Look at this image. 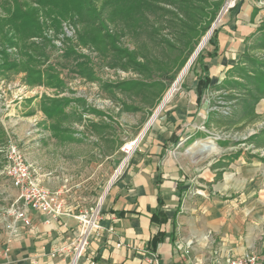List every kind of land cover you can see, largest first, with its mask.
I'll return each instance as SVG.
<instances>
[{
  "label": "crops",
  "instance_id": "crops-1",
  "mask_svg": "<svg viewBox=\"0 0 264 264\" xmlns=\"http://www.w3.org/2000/svg\"><path fill=\"white\" fill-rule=\"evenodd\" d=\"M261 25L264 0H239L230 10L204 51L209 91L245 52H264L256 47ZM198 66L194 84L175 98L163 118L140 132L113 176L119 139L99 134V140L94 131L83 130L88 122L99 131L108 120L86 115L76 104L82 99L59 97L67 104L53 118L38 112L7 122L23 141L27 162L42 185L58 195L63 214L51 219L29 210V226L17 222L8 232L12 218L6 209L17 191L0 162V264H66L78 236L75 215L98 198L101 229L78 264H214L216 258L245 252L264 264V162L247 151L198 166L191 160L192 148L177 146L187 137L200 139L196 128L207 118V102L197 95ZM71 110L75 115H69ZM76 122L82 131L74 128Z\"/></svg>",
  "mask_w": 264,
  "mask_h": 264
},
{
  "label": "rangeland",
  "instance_id": "rangeland-1",
  "mask_svg": "<svg viewBox=\"0 0 264 264\" xmlns=\"http://www.w3.org/2000/svg\"><path fill=\"white\" fill-rule=\"evenodd\" d=\"M226 1L177 0L175 4H161V8L167 12L162 11L152 17L151 24L155 32L150 31L149 25L144 32L138 34L127 32L124 35L121 33L129 30L127 26L115 17L108 7L102 9L100 13L107 32L119 33L118 47L132 54L135 53L136 63L147 66L146 71H140L132 64L125 66L126 68L114 65L119 59L126 62L125 57L117 58V55L111 51L101 53L89 44H82L79 36H88V32L91 33L92 30L79 23L76 14L55 20L58 22L55 25L54 16L46 14L45 8L38 6L35 0H19L24 12H27L26 5L38 10L35 19L41 27L40 33L27 37V30L22 27L15 30L12 14L16 5L12 0H0V22L3 20L4 23L2 31L0 30V129L2 131L0 149L9 137L24 149L23 141L9 128L7 122L10 124L14 119H18L17 117L24 119L27 114L38 115V112L44 114L42 107L48 99L54 100L59 97H67L70 100L82 99L81 102H76L79 109H83L86 115L99 116L101 121H103L102 117H106L108 122H103L106 127L99 131L91 128L88 122H86L87 126L84 124V129L80 122H76L77 126L74 128L94 131L98 139L102 134L116 136L119 139V159L115 164L113 176L127 156L124 147L137 140L142 130H146L163 118L167 107L175 98L194 84L196 75L200 71L197 56L202 50L204 52L209 48L213 32L221 26L228 13L221 17L220 24H216L211 30L205 45L182 75L189 59L204 41L216 19H213L210 27L201 35L199 29L197 32L196 20L202 12L201 9L207 10L206 2L220 3L215 15L217 18ZM187 2H192V10L188 8ZM97 10H100V5L97 6ZM198 26L201 27L200 24ZM5 37H8L10 42L5 41ZM192 39L195 41L193 44ZM191 44L194 47L193 52ZM67 50L74 53L69 59L64 57ZM29 55H32L35 61L31 65L42 75L40 83H27L26 71L22 66L27 67ZM255 57L264 60V52L256 54ZM6 64L17 65V68L5 66ZM79 68L83 74L78 71ZM48 75L59 79L56 80V83L60 82L58 87L46 85ZM172 76L173 80L170 78ZM230 78L232 84L227 82L228 84L225 85V79L216 86V90L207 89L203 95L208 108L204 126L196 128L201 130V138L196 136L190 140L188 137L182 139L181 146H185L184 150L192 148L191 160L195 165L204 166L216 159L226 160L233 156L236 159L242 152L247 153V151L264 162V99H260L253 106L246 105L251 98H249L250 84L238 72ZM118 83L125 84L120 88L110 87ZM174 85H176L175 91L168 100H165L167 92ZM35 99L37 101L33 104ZM27 100L32 103L27 105ZM162 103L165 104L161 107ZM159 107L161 108L157 112ZM69 113L71 116L75 115L71 114L72 110ZM200 143L214 144L216 150L196 161L195 157L200 152L198 146ZM104 144L111 147L110 144ZM104 144L101 143L102 146ZM0 162L2 166L5 165L2 154H0Z\"/></svg>",
  "mask_w": 264,
  "mask_h": 264
},
{
  "label": "trees",
  "instance_id": "trees-1",
  "mask_svg": "<svg viewBox=\"0 0 264 264\" xmlns=\"http://www.w3.org/2000/svg\"><path fill=\"white\" fill-rule=\"evenodd\" d=\"M15 4V9L13 10V19L15 21V30L22 27L27 30V37L35 36L40 33V25L36 21L35 16L38 13L37 9L27 6V12L22 10V3L19 0H12ZM205 1V0H204ZM36 4L40 7L45 8V13L48 15H53V23L57 25L58 19L71 17L73 14L78 16V22L84 24L86 28H89L91 31L88 32V36H79V40L82 44H89L95 47L101 53H107V51L113 52L117 55V58H126V62H123L119 59L118 63L114 62V65H117L121 68H126L125 66H130L132 64L137 70H147V66L136 63L135 53H130L129 51L119 48V33L109 34L107 32V27L104 25V19L101 17V10H105L107 7L112 12V14L120 19L127 26L128 31H123L121 33L124 35L128 33L144 32L146 27H149L155 32L153 24H151L152 17H155V14H158L162 11L167 12L164 8H161V4L171 5L175 4L177 0H35ZM188 8L192 10V2H187ZM239 0L237 1L234 9L238 7ZM100 5V10H97V6ZM220 3L208 4L206 2L207 10L201 9V14L198 15L197 23V32L200 30V35L205 32L211 25L213 19H215L216 12L219 8ZM232 9V10H234ZM201 25L199 27L198 25ZM4 26L3 20L0 22V30L2 31ZM199 29V30H198ZM18 30V29H17ZM0 31V32H1ZM122 32V31H121ZM216 31L213 32L212 39ZM259 37L257 39L256 47L260 50H264V25L259 27ZM6 38V37H5ZM8 38V37H7ZM5 41L10 42L9 39ZM109 40V41H108ZM108 41V42H107ZM193 39L191 43L193 44ZM195 42V41H194ZM192 44L190 47H192ZM192 52L194 47L191 48ZM74 53L71 50H67L64 57L69 59L70 56H73ZM34 57L32 55L28 56L27 67L21 65L22 69L26 71V80L28 84L40 83L41 73L31 65L34 63ZM204 52L203 50L197 56V63L200 65L201 74L197 78V95L200 99L209 87V76L206 68L203 66ZM80 65V64H79ZM78 65V67H79ZM243 65L244 67H241ZM247 65V66H246ZM11 68H17V65L9 64L5 65ZM80 69V68H79ZM83 74L82 70H78ZM241 73V76L248 81V84L251 86L249 92V101L246 105H254L260 99H264V60L257 58L254 55H249L245 52L238 65L234 66L227 73L226 84L231 83V76L234 73ZM85 73V72H84ZM172 80L174 77H170ZM169 78V79H170ZM230 78V79H229ZM57 77L53 75L47 76L46 85L58 87L60 82L56 83ZM228 82V83H227ZM125 83H118L116 85H110V87L120 88ZM138 85V83H135ZM242 86V85H240ZM251 99H253L251 101ZM67 100L65 99H54L44 103L42 110L48 118H53L59 116L63 113ZM2 131L0 129V135Z\"/></svg>",
  "mask_w": 264,
  "mask_h": 264
},
{
  "label": "built area",
  "instance_id": "built-area-1",
  "mask_svg": "<svg viewBox=\"0 0 264 264\" xmlns=\"http://www.w3.org/2000/svg\"><path fill=\"white\" fill-rule=\"evenodd\" d=\"M237 1L227 0L225 2L219 15L217 14L218 17L216 16L211 30L216 24H220L221 17L234 9ZM182 144L183 140L177 146L181 147ZM0 153L5 161L3 173L17 191L16 200L6 209V214L12 218L11 224L6 225V230L8 232L13 231L17 222L29 226L27 214L29 210L38 211L51 219L61 216L63 214L62 203L58 195L50 192L42 185L37 171L27 162L24 149L9 137L0 149ZM101 207L102 198H98L91 207L83 209L75 215V220L78 223V236L67 251L66 264H78L84 256L90 240L101 229ZM8 242H10L9 238ZM215 264H261V262L256 254L245 252L225 259L216 258Z\"/></svg>",
  "mask_w": 264,
  "mask_h": 264
},
{
  "label": "bare ground",
  "instance_id": "bare-ground-1",
  "mask_svg": "<svg viewBox=\"0 0 264 264\" xmlns=\"http://www.w3.org/2000/svg\"><path fill=\"white\" fill-rule=\"evenodd\" d=\"M210 33H211V32H209V33L207 34V36L205 37L204 41H203L202 43H200V45L198 46V48H197V50L195 51V53L191 56V59H189L188 64H187L185 70H183V72L181 73L182 75L185 74V72L187 71L188 67L191 65V63H192L193 60L195 59V57H196L198 51L203 47V45H204L206 39L209 37V34H210ZM182 75H181V77H182ZM181 77H180V78H181ZM176 85H177V84H176ZM176 85H174L173 88L167 92L166 97H165V100H168V99L170 98V96L173 94V92H174L175 89H176V88H175ZM163 104H164V103H162L161 107L163 106ZM161 107L158 108L157 112L159 111V109H160ZM137 141H138V139L135 140V141H133L132 143H130V144H128V145L125 146L124 151H125V153H126L127 155L131 154V151H132L133 148L135 147ZM198 146H199L200 152H199V153L197 154V156L195 157L196 161L203 159L204 157H206L207 155H209V153H211V151H215V150H216L214 144H211V143H200V144H198ZM122 165H123V163L119 166L117 172L121 169Z\"/></svg>",
  "mask_w": 264,
  "mask_h": 264
},
{
  "label": "water",
  "instance_id": "water-1",
  "mask_svg": "<svg viewBox=\"0 0 264 264\" xmlns=\"http://www.w3.org/2000/svg\"><path fill=\"white\" fill-rule=\"evenodd\" d=\"M209 32H211V29H210V31H209ZM209 32H208V33H209Z\"/></svg>",
  "mask_w": 264,
  "mask_h": 264
}]
</instances>
